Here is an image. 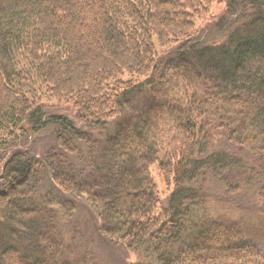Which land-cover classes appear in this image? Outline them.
Wrapping results in <instances>:
<instances>
[{
	"label": "trees",
	"instance_id": "obj_1",
	"mask_svg": "<svg viewBox=\"0 0 264 264\" xmlns=\"http://www.w3.org/2000/svg\"><path fill=\"white\" fill-rule=\"evenodd\" d=\"M213 1L242 20L219 43ZM212 179L264 206V0H0V264H101L66 242L78 203L131 264H264Z\"/></svg>",
	"mask_w": 264,
	"mask_h": 264
},
{
	"label": "rangeland",
	"instance_id": "obj_2",
	"mask_svg": "<svg viewBox=\"0 0 264 264\" xmlns=\"http://www.w3.org/2000/svg\"><path fill=\"white\" fill-rule=\"evenodd\" d=\"M202 15L203 19L196 21V28L199 30V38L210 43L221 42L226 36L227 32L240 29L242 20L227 14L225 4L213 1L209 4ZM224 18V19H223ZM223 19V21H222ZM234 29V30H233ZM56 112V110H51ZM61 114H67L69 117H74L71 110H59ZM28 136V137H27ZM24 145L36 149L38 154L43 153L52 146L53 138L50 129H45L37 133H27ZM221 138H224L222 136ZM214 149L217 151H229V154H234L237 157V149L231 148L223 142V139H216ZM150 173L153 177L155 187H157L159 199L165 202L170 195L173 186L169 179L163 174H160L153 166L150 168ZM207 194L209 196V209L214 214H225L226 217L239 221L243 230L249 233V237L257 241H264V206L256 204L254 199L255 187H248L237 192L234 196H229L222 191V188L215 180H209L206 183ZM91 210L84 203L77 204V211L73 221L69 226L66 234V242L72 249H77L78 252L92 253L101 264H131L133 262V255L127 253L123 248L113 246L106 243L104 239L99 238L95 232V219ZM132 259V260H131Z\"/></svg>",
	"mask_w": 264,
	"mask_h": 264
}]
</instances>
